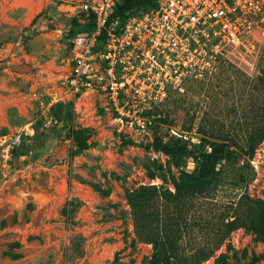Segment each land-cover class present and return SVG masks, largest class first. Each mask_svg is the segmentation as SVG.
I'll list each match as a JSON object with an SVG mask.
<instances>
[{"label": "rangeland", "instance_id": "rangeland-1", "mask_svg": "<svg viewBox=\"0 0 264 264\" xmlns=\"http://www.w3.org/2000/svg\"><path fill=\"white\" fill-rule=\"evenodd\" d=\"M82 1L0 0V264H150L161 211L196 218L180 222L190 224L185 249H196L217 230L218 212L182 205L192 190L183 176L212 171L210 197L259 200L241 215L263 224L240 225L201 264H264V137L242 156L200 141L243 144L256 120L264 124V45L222 47L214 58L208 45L190 72L168 63L172 78L129 71L119 104L97 78L72 97L64 76L72 39L85 31ZM98 76L104 84L102 68ZM139 186H155L158 202L140 198L136 226L127 194Z\"/></svg>", "mask_w": 264, "mask_h": 264}, {"label": "built area", "instance_id": "built-area-1", "mask_svg": "<svg viewBox=\"0 0 264 264\" xmlns=\"http://www.w3.org/2000/svg\"><path fill=\"white\" fill-rule=\"evenodd\" d=\"M123 1L81 2L82 25L89 29L71 42L64 84L72 97L97 80L119 104L131 88L125 82L129 71L144 68L172 78L168 63L177 65L174 72H190L187 62L203 61L208 45L213 58L222 47L247 50L264 45V0H151L124 18L115 15ZM101 68L107 77L104 84L98 76Z\"/></svg>", "mask_w": 264, "mask_h": 264}, {"label": "trees", "instance_id": "trees-1", "mask_svg": "<svg viewBox=\"0 0 264 264\" xmlns=\"http://www.w3.org/2000/svg\"><path fill=\"white\" fill-rule=\"evenodd\" d=\"M150 4L151 0H124L117 6L115 15L124 18L126 17L127 12L145 8ZM84 27L85 31L89 29L88 26ZM141 114L144 118L148 119L152 116L153 120L159 115V113L152 115L150 110H142ZM262 137H264V124L261 125V122L256 120L251 128L250 136L243 144L238 141H229L226 139H223L222 141H210L203 136L200 137V141L209 145L213 149L224 147L229 151L242 156L252 154L258 141L262 139ZM183 177L191 183L188 188H191L192 190L191 194L185 198L186 202H183L182 205L186 206V203H188L190 204V207H192L196 202H200L201 204L208 206L210 210L216 208L218 212L217 230H215L214 234H206L201 245L196 243L190 244L192 247H197L196 249L187 250L185 248L189 245V239H187L186 235H188V232L190 231V224L189 227L185 225L180 227V222L188 223L192 219L193 225H196V218L185 220V216H183L184 214L180 211H178L177 214H174L175 212L161 211L162 214H160V219L164 225V234L161 238H151L150 240V243L155 250V254L150 260V264H201L208 258L212 257L227 240L231 232L240 225H248L257 230L262 229V220L255 222V220L252 219L247 222L242 219L241 215L243 214V211L241 210L243 208H246L249 212L253 209L258 210L260 207L259 200H254L247 195H241L238 202L235 204L217 203L212 197H210L211 189L217 181L216 175L213 171L212 173L208 172L206 174L201 172L193 178L190 176ZM183 182V179L174 182L175 192L173 195L169 194L172 199L180 200L179 193L181 192V185ZM146 192H148V198H146V201L154 207L156 201L158 202V199L155 196H151L155 192V186H139L138 189L132 190L127 194L128 202L134 211L133 215L136 226H139V200ZM211 227V225L207 224L204 229H209ZM172 228H174V230H172ZM166 246L170 248L169 252L163 250Z\"/></svg>", "mask_w": 264, "mask_h": 264}]
</instances>
